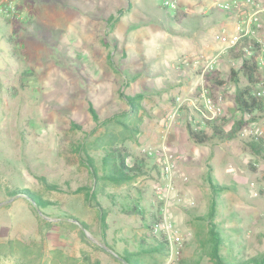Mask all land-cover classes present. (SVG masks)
I'll return each mask as SVG.
<instances>
[{"label": "rangeland", "instance_id": "1", "mask_svg": "<svg viewBox=\"0 0 264 264\" xmlns=\"http://www.w3.org/2000/svg\"><path fill=\"white\" fill-rule=\"evenodd\" d=\"M173 1L171 11L163 0H23L17 16L0 18L1 264H126L120 255L134 252L140 240L151 242L144 220L156 212L161 216L163 207L184 234L178 253L169 258L168 245L164 256L137 257L144 264H167L171 258L168 264H214L207 256L204 219L212 199L210 180L238 183L237 190L218 193L213 220L228 228L236 221H223L227 213L247 219L254 212L245 225L243 258L264 253V154L249 147L257 139L237 132L211 143L213 158L205 171L197 172L196 164L195 172L178 169L193 145L186 123L201 122L198 112L204 111L197 75L221 49L213 35L222 26L233 30L243 13L232 11L231 19L208 28L191 19L176 24L171 16L178 9L187 16H209L210 22L218 9L214 0ZM110 14H117L112 23L106 19ZM261 17L262 26L251 27V38L264 43ZM179 47L177 57L197 55V62L186 66L195 74L184 88H175L180 83L172 80L173 72L180 78V63L173 61ZM230 60L219 57L217 70L224 78ZM260 70L264 79V67ZM205 86L228 129L240 116L224 111L225 89L233 84L227 82L224 90ZM121 92L141 94L135 112L126 113L129 105ZM175 97L182 100L179 109ZM257 121L264 126V115ZM110 143L128 148L129 163L132 156L143 160L144 172L120 185L98 183L102 217L94 201L86 202L93 182L86 162L91 158L99 174L106 171L102 158ZM161 150L180 155L170 174L162 172ZM198 153L195 161L201 163L202 150ZM41 177L55 187H46ZM14 188H28L49 203L38 210L24 196L10 195ZM133 196L145 209L142 216L125 210Z\"/></svg>", "mask_w": 264, "mask_h": 264}, {"label": "trees", "instance_id": "2", "mask_svg": "<svg viewBox=\"0 0 264 264\" xmlns=\"http://www.w3.org/2000/svg\"><path fill=\"white\" fill-rule=\"evenodd\" d=\"M122 9L123 8L118 9L117 12L120 13ZM231 15L232 14L229 11L218 10L215 18L210 22L209 16H187L184 11L178 9L173 13L171 19H173L176 24H179L180 20L183 21L191 19L195 20L199 26L208 28L210 23L217 25L219 22L231 19ZM116 18L117 14H110L106 19L109 23H112L116 20ZM103 39L106 43L107 38L105 37ZM246 45L250 46L252 50V53L249 57H245L243 55L242 47ZM259 51L260 44L257 40L251 37L243 36L239 39L236 45L228 49L226 53L227 58L231 60L242 57V60L238 65H233L229 68L226 78H224L216 69L203 72V80L205 84H207L208 87L212 88L213 90L223 87L227 82L234 85L235 91L233 94V102L236 109L240 112V116L231 124L228 129H226L224 116L206 118L202 116L200 112H198L201 122H196V124H193L192 122L187 121L186 123L187 134L191 141L197 144H208L216 140L221 141L231 139L245 123L244 116L246 114H249L250 120H258L262 115H264V96H259L256 94L258 84H261L264 87V79L261 74L260 67L256 61ZM121 94L126 98L129 105L126 113L135 112V109L138 107V100L141 97V94L124 95L122 92ZM89 112L92 114L93 118L97 120V114L91 105H89ZM109 120H112V116L106 119V121ZM72 125L76 126L75 122L72 121ZM249 146L256 152H261L264 154V141L262 139L252 140L249 143ZM104 152L105 154L102 158V164H104V166H106L108 169L103 173H98V170L94 166L93 160L91 158L86 162L93 182L85 193L87 199L86 202L91 204V201H94L92 206L98 207L102 217H104L103 214L105 211L97 200V194L99 191H101L98 189V183L102 181L120 185L124 182H130L132 179L144 172L143 160H134L132 156V161L130 163L128 162L131 154L126 146L110 143L104 148ZM142 154L145 157L148 156L146 153ZM41 180L44 182L46 187H55L54 185L48 184L45 178L41 177ZM212 183L213 182L210 180L212 199L207 215L204 218L206 219L208 226V258H210L214 264H264V253L243 258L242 244H240L239 240L236 238L229 236L231 233L237 231L239 238L241 232H239L238 228L233 226L225 228L213 220L217 207L216 197L219 193V190L225 188V186H218ZM9 192L12 196H24L38 210L45 208L49 203L48 201H43L40 196L36 195L28 188H14ZM138 193L141 195L140 190H138ZM120 195L124 198L126 197L123 193ZM138 198V196L129 197L130 200L129 202L125 203L124 207L128 213H136L142 216V212L145 211V209L139 203ZM155 205H157L156 210H158L160 205L159 202H157ZM160 217L161 216L158 215L157 212L155 214H150V218H144L145 226L150 230L151 225L157 222ZM167 243L168 242L163 235H152L151 242L140 240L136 244V250H134V252H128V250H125L124 253L120 255V257L125 261L126 264H144V262L137 257V254L141 256L148 254H160L164 256L168 253Z\"/></svg>", "mask_w": 264, "mask_h": 264}, {"label": "built area", "instance_id": "3", "mask_svg": "<svg viewBox=\"0 0 264 264\" xmlns=\"http://www.w3.org/2000/svg\"><path fill=\"white\" fill-rule=\"evenodd\" d=\"M162 4L171 11L176 8V4L173 0H163ZM21 7H24L23 0H0V18L8 19L17 16L20 12ZM214 8L229 12L241 11L243 13V19L237 21L234 24L233 30H229L225 26H222V28L213 35L214 39L220 43L221 49L217 54L203 62L202 70L197 75L199 80L201 78V82L199 83L200 93L198 96L202 100V104L204 106V111L200 110V114L206 118H215L221 116L222 108L217 103H215L214 99H212L209 95L207 87L205 86V82L203 80V72L207 70H217L220 56L225 55L228 49L236 45L241 37L253 36L254 31L251 28L253 25H255L256 27L262 26L261 15L264 14V2L258 0H214ZM231 17L233 16L231 15ZM259 44L260 51L256 57V61L259 67L262 68L264 67V43L259 42ZM242 50L245 57H249L252 53L251 47L248 45L243 46ZM241 60L242 57H239L238 59L230 61L232 65H238ZM195 61L197 62V59ZM256 94L259 96H264V88L261 84L257 85ZM175 98L177 100L175 107L176 109H179L182 104V100H179V97ZM221 99V96H219L218 100ZM171 116L172 114L169 115V117ZM244 117L245 123L238 130L239 134L250 135L255 139H262L264 141V126L261 125L257 120H250L249 114H246ZM147 153L151 154L152 152L148 151ZM158 155L159 161L161 162L162 172L170 174L173 166L180 159V155L175 152L166 150H161ZM150 232L152 235H163L166 238L170 247L169 258L172 257L175 253H178L179 246L184 239V234L172 222L167 207L161 208V217L157 222L151 225ZM168 260L169 261L167 262V264L172 260V258Z\"/></svg>", "mask_w": 264, "mask_h": 264}, {"label": "crops", "instance_id": "4", "mask_svg": "<svg viewBox=\"0 0 264 264\" xmlns=\"http://www.w3.org/2000/svg\"><path fill=\"white\" fill-rule=\"evenodd\" d=\"M185 35H187V36H189V35H191V34H185ZM192 39L195 41L196 39H198V37L197 36H192ZM202 38H200V40H201ZM191 50H193V49H191ZM195 50V49H194ZM181 51L182 50H180V47H179V49H178V52H177V54H176V57H175V59L173 60L174 62H178V66H179V70H177V73H179V75H180V78H178L177 77V75L176 74H174V72L172 73V80H174L175 79V81L177 82V83H180V84H178V85H173L175 88H180V87H185V86H187V83H189V79L191 78V77H189V76H193L194 74H195V72H194V70H193V68H191L192 69V71L190 70V69H186V66L187 65H189L192 61L194 62V60H196V52H194L192 55H190V56H188L187 58H185L184 56L183 57H177L178 56V54L179 53H181ZM180 58V59H179ZM194 59V60H193ZM188 62H190V63H188ZM192 64H194V63H192ZM186 69H184V68ZM173 82V81H172ZM180 85V86H179ZM234 86V85H233ZM226 87V84L223 86V87H220V88H218V89H223V88H225ZM224 90V89H223ZM225 93L227 94V95H224L223 96V100H224V111H226V113L228 114V115H231V114H233V113H235V115H236V113H239L240 114V112L236 109V107L234 106V102H233V94H234V91H235V87H232L231 88V86L228 88V89H225ZM230 94H232V95H230ZM229 95V96H228ZM234 109H236V111H234ZM155 134V133H154ZM222 141V140H221ZM214 142V141H213ZM213 142H211V143H213ZM211 143H208V144H197V143H195V142H193L192 141V146H191V149H190V151H191V154L190 155H188V159H187V162H185V158L184 159H182V161H181V164H179L178 165V169H180V171H182V172H185V171H187V172H190V170L191 171H193V172H195L193 169H192V166H194V164H196V165H198L199 167H197L198 168V170H197V172L198 171H205L204 170V166H205V163H211L210 162V160L213 158L211 155H212V148H214L213 146H212V144ZM219 145V144H218ZM215 147H218V146H216V145H214ZM199 147V148H198ZM250 147V146H249ZM251 148V147H250ZM199 149L200 150H202V155L200 156L201 157V159H202V161L203 162H201V163H197V161H195L196 159H197V157L199 156V154L200 153H198V151H199ZM203 156H205L204 158H203ZM213 161V163L215 162V159H213L212 160ZM223 161V160H222ZM222 164V162H219V164ZM218 169L216 168V171H217ZM211 182H213L215 185H218V186H225V188H223V189H221V190H219V192L220 191H222V190H224V189H226V188H232L233 190H237V187H238V183L237 182H235L234 180H233V182H232V185L230 186V184H220L219 182L218 183H215L213 180H211ZM212 183V184H213ZM240 186V185H239ZM263 189V185H260L259 186V188H257V191L259 192L260 191V189ZM257 193V192H256ZM248 209L249 210H257V208L256 207H254L253 205H248ZM256 208V209H255ZM233 214V215H232ZM250 214V213H249ZM254 214V212L253 213H251V216L250 215H248V217H247V219H250L251 217H252V215ZM260 214H262V213H260ZM233 218V219H235V221H236V224H234V225H232L233 227H236V228H238V230H239V232H241L240 234V237L238 238V236L239 235H237L238 233H237V231H235V232H233V233H231V234H234V236H236V239L237 240H239V242H240V244L242 243V240H245V236H244V231H245V225L247 226V224L249 223V221L242 215V216H240L239 215V213H237L236 211H231L230 213H227L226 215H224L223 216V221L224 220H227V219H229V218ZM225 218V219H224ZM220 224V223H219ZM221 226H222V224H220ZM232 226H228V228L229 227H232ZM224 227V226H223ZM2 249H1V247H0V264H1V260H2Z\"/></svg>", "mask_w": 264, "mask_h": 264}]
</instances>
